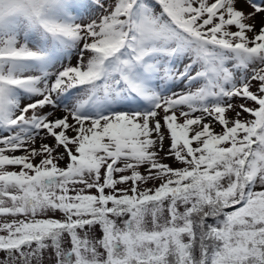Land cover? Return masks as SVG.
Segmentation results:
<instances>
[{"label":"snow or ice","instance_id":"6c2138e0","mask_svg":"<svg viewBox=\"0 0 264 264\" xmlns=\"http://www.w3.org/2000/svg\"><path fill=\"white\" fill-rule=\"evenodd\" d=\"M0 264H264V0H0Z\"/></svg>","mask_w":264,"mask_h":264}]
</instances>
